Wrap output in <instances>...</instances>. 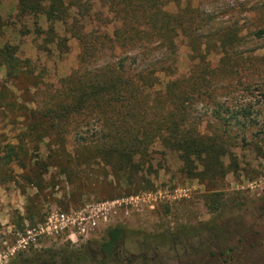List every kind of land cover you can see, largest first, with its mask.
Returning <instances> with one entry per match:
<instances>
[{"label": "rangeland", "instance_id": "374dc122", "mask_svg": "<svg viewBox=\"0 0 264 264\" xmlns=\"http://www.w3.org/2000/svg\"><path fill=\"white\" fill-rule=\"evenodd\" d=\"M81 1L90 4L94 12L105 10L98 0ZM69 2L63 0L66 7ZM162 3L166 11L181 16L185 24L183 32L179 31L175 37L176 76L187 77L197 51L206 53L205 61L210 67L220 64V56L226 59L225 70L218 68L220 73L213 79L217 89L212 96H193L191 100V111L202 118L197 128L211 132L213 123L209 118L214 100L238 112L248 110L258 118V124L245 129V141L238 140L239 131L233 128L229 133L231 141L224 144L222 172L214 176L198 177L195 171L201 169L200 165L185 168L175 151L157 141L148 145L147 163L141 168L144 177L137 179L138 184L113 175L101 161L89 170L82 169L77 161L80 154L86 153V148L80 145L84 141L77 138L93 136L94 127L90 126L89 130L84 126L87 122L93 123V116H75L72 124L76 126H67L68 132L62 133V141L59 136L54 141L44 136L43 141L30 143L20 135L23 115L29 108L43 106L58 81L78 65V41L60 21L48 22L44 15L34 18L22 14L17 10V0H0V48L3 45L12 48L16 58L11 71L0 59V156L8 144H19L24 149L20 160L32 166L34 161L45 158L49 146L63 163L69 161L73 169L78 172L82 169L92 178L89 186L76 188L67 175H58V168L49 167L43 178L49 181L55 176L56 183L49 194L40 198L36 212L27 209V198L36 192L35 188L27 187L22 193L18 187L23 182L17 175L19 167L15 161L0 159L1 176L6 180L8 175H16L17 180L0 183V254L14 243L21 231L20 218L27 211L35 219L51 208L68 209L84 202L126 200L128 196L150 193L148 199L139 197L131 203L115 204L110 222L87 239L99 241L107 227L121 226L123 238L107 264H264V158L259 151L264 146V136L259 133L264 122V0H162ZM187 3L192 10L196 9L195 20L183 12L182 7ZM75 12L73 7L67 11ZM96 18L95 14L85 22L86 30L111 31L112 23L103 27ZM228 25L238 29L242 43L221 55L222 49L216 47L217 41L210 33L218 26ZM261 27L262 35H254ZM212 192L223 197V207L217 217L206 206V197ZM213 220L218 229L217 239L213 232L201 229ZM25 221L23 218L22 224ZM161 232H173L177 237L156 239ZM211 234L223 246L212 245ZM85 241L70 244L61 239L46 240L34 248L77 250ZM34 248L28 249L29 252ZM219 248H231V259L226 263H221L222 256L217 252L211 254ZM16 253L0 260V264H11Z\"/></svg>", "mask_w": 264, "mask_h": 264}, {"label": "trees", "instance_id": "16d2710c", "mask_svg": "<svg viewBox=\"0 0 264 264\" xmlns=\"http://www.w3.org/2000/svg\"><path fill=\"white\" fill-rule=\"evenodd\" d=\"M98 1L104 11L94 12L90 4L70 0L69 7L76 11L71 14L67 13L69 7H66L63 0H17L20 13L34 18L44 15L48 22L60 21L68 26L67 32L79 44L78 65L58 81L43 106L29 108L28 113L23 115L20 135L27 137L30 143L41 142L44 136L53 141L59 136L62 141V133L68 132L67 126H76L72 124L75 116H93L92 124H84L89 130L90 126L94 127L93 136L90 139L84 135L77 138L84 141L81 142L84 144H80L86 148L84 151L90 152H83L78 158L77 165H82V169L89 170L101 161L110 168L113 175L138 184L137 179L144 177L141 168L147 163L145 156L148 145L157 141L175 151L185 168L200 165L201 169L195 171L198 177L203 178L208 174L214 176L222 172L221 157L224 155V144L231 141L229 133L236 127L239 131L238 140L245 141V129L259 122L248 110L238 112V109L232 110L231 106L214 100L209 118L213 123L211 132H201L197 128L202 118L191 111V100L193 96H212L216 91L213 79L220 73L218 68L220 71L225 70V56H220V64L216 67H210L205 61V52L197 51L187 77H178L175 75V37L185 28L181 16L166 11L162 0ZM182 8L190 20L197 18L194 14L196 9L192 10L190 4ZM95 14L103 27L112 23L110 32L106 29L86 30L85 22ZM108 15H111L110 18H107ZM214 30L210 34L217 41L216 47L222 49L219 51H222L221 55L228 48L233 51L242 43L238 29L231 25L218 26ZM262 33V27L253 32L258 37ZM104 45L109 48H103ZM11 49L7 45L0 48L1 62L10 71L16 61ZM259 133L264 136V122ZM76 135L80 134L76 132ZM259 151L264 158V146L259 147ZM22 153L24 149L21 145L8 144L0 159L15 161L19 167L17 175L23 182L18 187L22 193L27 187L35 188L36 192L27 198L29 210L39 211L40 198L49 194L56 183L55 176L50 177L49 181L43 178L49 167L58 168V175H67L76 188L87 187L92 183L89 173H84L82 169L81 172L76 171L69 165V161L63 163L49 146L45 158L34 161L32 166L20 160ZM7 177L5 180L0 174V183L9 179L17 181L16 175ZM206 199L208 210L217 217L223 207V197L218 192H212ZM43 215L34 219L35 216L27 211L20 218V229H23V218L28 224H33ZM214 221L201 229L215 235L218 229ZM161 233L155 238L166 240L171 236L177 237L173 232ZM210 237H213L212 234ZM122 238L121 226L113 225L105 229L99 241L86 240L77 250L34 248L31 252L27 250L28 253L17 252L11 264H107ZM210 240L212 245L223 246L219 241L216 243L214 238ZM230 250L219 248L211 254L217 252L222 256L221 263H226L231 259Z\"/></svg>", "mask_w": 264, "mask_h": 264}, {"label": "built area", "instance_id": "2783aa9c", "mask_svg": "<svg viewBox=\"0 0 264 264\" xmlns=\"http://www.w3.org/2000/svg\"><path fill=\"white\" fill-rule=\"evenodd\" d=\"M158 195L161 194L158 192ZM139 197L142 200L148 199L150 193L128 196L126 200L84 202L78 207L68 209L51 208L33 224H28L27 221L23 223V229L18 233L14 243L0 254V260L18 251L37 247L46 240L61 239L70 244L87 240L93 237L101 226L110 222L109 216L113 213L115 204L127 201L131 203L130 201H137Z\"/></svg>", "mask_w": 264, "mask_h": 264}]
</instances>
